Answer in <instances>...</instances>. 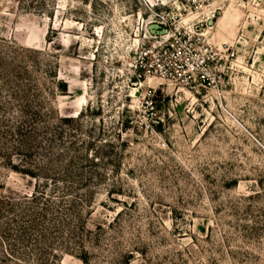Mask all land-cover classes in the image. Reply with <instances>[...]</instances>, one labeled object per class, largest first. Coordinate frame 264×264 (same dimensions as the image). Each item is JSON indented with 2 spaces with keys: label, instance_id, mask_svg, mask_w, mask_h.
Listing matches in <instances>:
<instances>
[{
  "label": "rangeland",
  "instance_id": "1",
  "mask_svg": "<svg viewBox=\"0 0 264 264\" xmlns=\"http://www.w3.org/2000/svg\"><path fill=\"white\" fill-rule=\"evenodd\" d=\"M0 264H264V0H0Z\"/></svg>",
  "mask_w": 264,
  "mask_h": 264
},
{
  "label": "built area",
  "instance_id": "2",
  "mask_svg": "<svg viewBox=\"0 0 264 264\" xmlns=\"http://www.w3.org/2000/svg\"><path fill=\"white\" fill-rule=\"evenodd\" d=\"M194 36L193 33L181 31L175 33L167 47L152 51L151 60L144 64V73L158 75L190 89L206 88L214 80L211 79L207 67L215 57L207 55L209 48H205V53L198 56H194L191 49L190 53L187 52L186 48Z\"/></svg>",
  "mask_w": 264,
  "mask_h": 264
},
{
  "label": "trees",
  "instance_id": "3",
  "mask_svg": "<svg viewBox=\"0 0 264 264\" xmlns=\"http://www.w3.org/2000/svg\"><path fill=\"white\" fill-rule=\"evenodd\" d=\"M64 87H65V85H64ZM66 90H67V89H64V91H66ZM60 120H61V121H69V118H67V117L62 118V117H61Z\"/></svg>",
  "mask_w": 264,
  "mask_h": 264
}]
</instances>
